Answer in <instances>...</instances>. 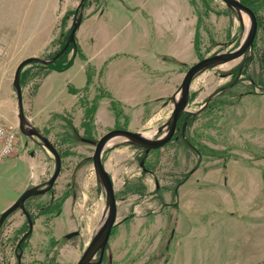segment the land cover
<instances>
[{"label":"rangeland","instance_id":"374dc122","mask_svg":"<svg viewBox=\"0 0 264 264\" xmlns=\"http://www.w3.org/2000/svg\"><path fill=\"white\" fill-rule=\"evenodd\" d=\"M80 1L0 0V124L15 134L14 150L0 161V215L55 170L53 155L17 125L16 68L25 58L60 52ZM250 1L259 28L239 81L198 114L180 118V126L188 121L184 137L176 133L147 156L121 138L105 150L114 174L126 165L120 159L134 156V189L120 192L119 223L102 264L264 261V70L256 55L264 47V0ZM243 33L221 0H86L76 44L57 61L70 65L32 63L21 73L26 115L63 157L54 187L27 202L34 225L22 243L21 264L79 261L105 203L92 159L96 142L118 127L149 132L165 123L174 109L170 96L189 67L237 47ZM239 61L202 71L188 108L198 111L211 92L232 82ZM28 230L22 210L4 221L0 264H17L16 247ZM76 230L79 235L68 236Z\"/></svg>","mask_w":264,"mask_h":264},{"label":"water","instance_id":"95a60500","mask_svg":"<svg viewBox=\"0 0 264 264\" xmlns=\"http://www.w3.org/2000/svg\"><path fill=\"white\" fill-rule=\"evenodd\" d=\"M223 1L230 9H232L238 16L239 20L243 23V12H245L249 19V27L247 28L246 34L245 28L240 44L235 47L233 50L224 52L220 50L214 54L205 56L195 64L189 67L186 71L184 78L179 86V88L170 96L174 104V109L168 120L160 125L157 129L158 138H153L149 136L144 131H133L122 128H115L106 132L97 142L94 154L92 156L93 164L95 168L96 178L98 183L101 185L105 197L104 208L97 223L95 232L89 241L87 247L85 248L81 258L76 264H102L106 245L109 241L113 227L116 224L118 216V201L116 197L115 186L111 177V174L107 167L104 164L103 154L108 148L112 141L121 138L123 141L121 143L131 144L134 146L143 147L145 149L146 156L148 153L156 148L166 145L172 140L174 135L179 129L180 118L184 114L196 115L204 108L208 106V103L212 100L214 96L221 92H225L230 89L234 84H236L239 78L242 75L243 68L248 60L253 55L254 41L259 28V21L257 14L251 6L244 3L242 0H221ZM86 0H81L78 8L76 19L73 23L71 32L65 43L64 47L60 52L51 58H42L39 56H31L23 59L17 66L14 79L13 87L16 91L17 104H18V117H19V129L20 131L28 136L29 138L35 139L43 148L47 149L54 157L55 161V170L52 176L45 182L41 184H36L27 188L20 197L11 204L6 210H4L0 215V227L4 221L15 211L22 210L28 219L29 230L24 233L22 238L19 240L17 245V264L22 263V243L23 241L32 233L34 221L30 211L26 208V201L34 196L42 195L48 192L54 185L56 179L58 178L61 168H62V159L59 150L56 148L55 144L44 135L39 128L34 125L30 119L27 117L24 107V97H23V88L21 83V73L23 69L32 63H39L44 65H49L55 62L71 44H76V32L81 25L83 19L84 5ZM242 58L239 72L236 78L228 85L214 90L211 92L205 103L201 108L194 112L188 108L190 102L191 88L193 80L204 70L214 68L216 66L224 65L229 61ZM241 59V60H242ZM188 125L187 118L182 126V133H185L186 127ZM164 128H166V134L161 136ZM156 134V135H157ZM161 136V137H159ZM141 166L144 167V159L141 161ZM73 234H69L72 236ZM94 257H96L94 259Z\"/></svg>","mask_w":264,"mask_h":264},{"label":"flooded vegetation","instance_id":"af4514ba","mask_svg":"<svg viewBox=\"0 0 264 264\" xmlns=\"http://www.w3.org/2000/svg\"><path fill=\"white\" fill-rule=\"evenodd\" d=\"M241 66V65H240ZM240 66H239V68H238V72H239V69H240ZM243 70H244V68H243ZM238 72H237V74H238ZM237 76V75H236ZM236 76H235V78H236ZM234 78V79H235ZM233 79V80H234ZM232 80V81H233ZM239 81V80H238ZM231 83V82H230ZM229 83V84H230ZM96 111H97V109H95V111H94V114L92 115V116H90V117H92V118H90V120L92 119L93 120V118H94V116H95V114H96ZM91 120V121H92ZM179 129H178V131L176 132V133H179L180 132V134H181V137H184V134L182 133V126H183V124H182V126H180V121H179ZM83 128H84V130H85V132L87 131V126L86 125H83ZM118 128H122V129H128V130H131V129H129V128H126V127H118ZM134 131V130H133ZM178 138V137H177ZM85 140H87V141H89L90 143L91 142H94V140L93 139H88V138H85ZM122 145H124V146H134V145H130V144H122ZM195 150L197 151V152H199L198 151V149L195 147ZM61 154V153H60ZM105 156H106V154H103V160H104V164H105V166L107 167V169L109 170V172H110V174H111V177H112V180H113V183H114V186H115V191H116V197H117V201H118V204H119V196H120V192H121V194L123 195V194H126V190H129V189H131V190H133L134 189V184H133V182H130V179L133 177V175H134V168H133V163L131 162L132 160H134V156H131V157H126V159H125V161H126V165H127V167H128V169L131 171V174L129 173V174H126V176L124 177V180H123V183H121V184H119L118 182L119 181H116V179H115V174L114 173H112V171L110 170V168H109V165L107 164V161H106V158H105ZM61 159H62V167H63V157H62V154H61ZM87 158H82L81 159V162H80V164H78L79 165V168H81V167H83L84 166V164L86 163V160ZM141 160H143V159H141ZM85 161V162H84ZM82 163V164H81ZM130 165V166H129ZM144 171L145 172H150V173H153L152 172V170L149 168V167H147L148 165H147V160L146 159H144ZM139 169V168H138ZM61 171H62V168H61ZM193 171H194V169H193ZM192 170H191V173H187V176L185 177V178H187L188 176H190V174H192V172H193ZM129 171L127 170V173H128ZM61 173V172H60ZM96 174V173H95ZM60 175V174H59ZM58 179V178H57ZM57 179H56V181H57ZM56 181H55V183H54V185L56 184ZM180 184H182V182H179V185ZM54 185H53V187H54ZM159 186V185H158ZM52 187V188H53ZM160 187V186H159ZM158 187V188H159ZM51 188V189H52ZM50 189V190H51ZM177 190V189H176ZM104 194V193H103ZM124 196V195H123ZM35 197V196H34ZM74 197H75V194H74ZM31 198H33V197H31ZM31 198H29L27 201H26V205H27V202L31 199ZM67 201V198L65 199V201H64V203ZM64 205V204H63ZM63 207V206H62ZM26 208H27V206H26ZM62 212V210H59V212ZM60 212V213H61ZM24 213V212H23ZM31 213V212H30ZM25 214V213H24ZM118 214H119V206H118ZM32 215V214H31ZM26 216V215H25ZM128 217H130V216H127V217H125L124 219H127ZM26 218H27V216H26ZM27 221H28V219H27ZM33 221H34V218H33ZM117 223H119V220H118V216H117V221H116V224ZM115 224V225H116ZM73 234L72 236H74V235H79L80 234V231H78V230H76V231H72V232H70L69 234ZM69 234H68V236H69ZM72 236H69V237H72ZM17 247H16V255H17ZM106 253V252H105ZM105 255V254H104ZM18 263V262H17Z\"/></svg>","mask_w":264,"mask_h":264},{"label":"built area","instance_id":"2783aa9c","mask_svg":"<svg viewBox=\"0 0 264 264\" xmlns=\"http://www.w3.org/2000/svg\"><path fill=\"white\" fill-rule=\"evenodd\" d=\"M15 148V134L0 124V161L12 153Z\"/></svg>","mask_w":264,"mask_h":264},{"label":"bare ground","instance_id":"6f19581e","mask_svg":"<svg viewBox=\"0 0 264 264\" xmlns=\"http://www.w3.org/2000/svg\"><path fill=\"white\" fill-rule=\"evenodd\" d=\"M243 26H244V28L246 29L245 30V33H244V36H245V34H246V31H247V28L249 27V19H248V16H247V14L245 13V12H243ZM81 25H82V22H81ZM243 36V37H244ZM243 39V38H242ZM233 49H235V48H233ZM233 49H225V50H223L224 52H226V51H229V50H233ZM241 59L242 58H240L239 60L241 61ZM238 59H236V60H232V61H229L228 63H226V64H234L236 61H237ZM239 61V62H240ZM214 89H216V88H213L211 91H213ZM210 91V92H211ZM173 110V108L171 109V111ZM17 114H18V109H17ZM160 115L161 114H159V115H157V117H156V120L157 119H159V117H160ZM17 125H18V127H19V121H18V119H17ZM160 126V125H159ZM159 126H155V128H153V130L152 131H149V132H146V134H148L149 136H152L153 138H158V136H155L156 134H157V129H158V127ZM166 134V128H164V130H163V133H162V135L161 136H163V135H165ZM161 136H159V137H161ZM103 206H104V202H103ZM103 206H102V209H101V212H100V215H99V218L96 220V222L94 223V225H93V227H92V230L90 231L91 233H90V236H92L93 235V232H94V230H95V228H96V226H97V223L99 222V219H100V217H101V214H102V210H103ZM112 231H113V229H112ZM111 235H112V232H111ZM111 235H110V237H111ZM110 239V238H109ZM107 245H108V243H107ZM107 245H106V249H107ZM106 249H105V252H106ZM83 253V251L81 252V254ZM96 257H94V259H95Z\"/></svg>","mask_w":264,"mask_h":264},{"label":"trees","instance_id":"16d2710c","mask_svg":"<svg viewBox=\"0 0 264 264\" xmlns=\"http://www.w3.org/2000/svg\"><path fill=\"white\" fill-rule=\"evenodd\" d=\"M245 3H247V4H249L253 9H254V5H253V3L250 1V0H243ZM255 10V9H254ZM260 25H261V23H260ZM71 46H73V45H71ZM64 54V53H63ZM63 54L61 55V56H63ZM257 59H258V62H259V65L263 68V70H264V47H262V48H260L258 51H257ZM59 59H57L55 62H53V63H51V64H49L50 66H52V67H54V68H57V69H59V70H63V69H65V68H67L69 65H70V63H71V61L70 62H63V63H61V64H58L57 63V61H58ZM48 65V66H49ZM47 66V65H46ZM22 76V75H21ZM258 264H264V261L263 262H261V263H258Z\"/></svg>","mask_w":264,"mask_h":264},{"label":"crops","instance_id":"0c3cea01","mask_svg":"<svg viewBox=\"0 0 264 264\" xmlns=\"http://www.w3.org/2000/svg\"><path fill=\"white\" fill-rule=\"evenodd\" d=\"M135 131H140V130H135ZM120 160H122V161H125V159L124 158H122V159H120ZM125 167H122V165H120L119 167H118V170L117 171H115V174H116V176H117V179H118V181H119V184H121L120 182H121V177L122 178H124L125 176H126V173H127V170L125 169L126 168V165L125 164H123Z\"/></svg>","mask_w":264,"mask_h":264}]
</instances>
